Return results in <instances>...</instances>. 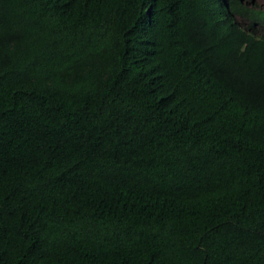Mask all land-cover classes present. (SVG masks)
Listing matches in <instances>:
<instances>
[{
    "label": "trees",
    "instance_id": "16d2710c",
    "mask_svg": "<svg viewBox=\"0 0 264 264\" xmlns=\"http://www.w3.org/2000/svg\"><path fill=\"white\" fill-rule=\"evenodd\" d=\"M0 264H264V10L0 0Z\"/></svg>",
    "mask_w": 264,
    "mask_h": 264
},
{
    "label": "clouds",
    "instance_id": "9594fccd",
    "mask_svg": "<svg viewBox=\"0 0 264 264\" xmlns=\"http://www.w3.org/2000/svg\"><path fill=\"white\" fill-rule=\"evenodd\" d=\"M221 2L224 3L225 0H221ZM251 2L255 3L258 7L264 10V7L261 4H259L258 0H251ZM220 13H222V10H220Z\"/></svg>",
    "mask_w": 264,
    "mask_h": 264
},
{
    "label": "rangeland",
    "instance_id": "374dc122",
    "mask_svg": "<svg viewBox=\"0 0 264 264\" xmlns=\"http://www.w3.org/2000/svg\"><path fill=\"white\" fill-rule=\"evenodd\" d=\"M258 2L264 7V0H258Z\"/></svg>",
    "mask_w": 264,
    "mask_h": 264
}]
</instances>
